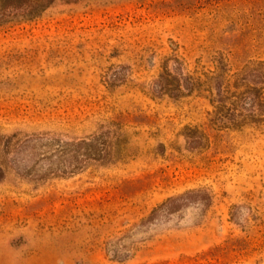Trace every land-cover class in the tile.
I'll list each match as a JSON object with an SVG mask.
<instances>
[{
  "label": "rangeland",
  "instance_id": "1",
  "mask_svg": "<svg viewBox=\"0 0 264 264\" xmlns=\"http://www.w3.org/2000/svg\"><path fill=\"white\" fill-rule=\"evenodd\" d=\"M261 61L264 0H0V264H264Z\"/></svg>",
  "mask_w": 264,
  "mask_h": 264
},
{
  "label": "trees",
  "instance_id": "2",
  "mask_svg": "<svg viewBox=\"0 0 264 264\" xmlns=\"http://www.w3.org/2000/svg\"><path fill=\"white\" fill-rule=\"evenodd\" d=\"M260 64V71H261V75H262V86H261V89H260V93H259V96H260V103H261V109L263 111V115L261 117V120L264 121V61H261L259 62ZM249 121H254V119L251 117L249 118Z\"/></svg>",
  "mask_w": 264,
  "mask_h": 264
}]
</instances>
